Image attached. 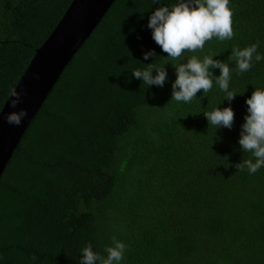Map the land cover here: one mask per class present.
<instances>
[{"label": "trees", "instance_id": "1", "mask_svg": "<svg viewBox=\"0 0 264 264\" xmlns=\"http://www.w3.org/2000/svg\"><path fill=\"white\" fill-rule=\"evenodd\" d=\"M71 1L0 0V109ZM179 2L114 0L64 68L0 177V264H80L88 245L107 258L113 237L120 264H264V167H236L264 60L238 74L228 58L257 42L264 56V0H230L234 38L184 54L227 63L237 93L213 79L191 103L171 100L176 69L147 26ZM149 63L163 87L133 76ZM228 106L233 127L209 126L204 112Z\"/></svg>", "mask_w": 264, "mask_h": 264}, {"label": "clouds", "instance_id": "2", "mask_svg": "<svg viewBox=\"0 0 264 264\" xmlns=\"http://www.w3.org/2000/svg\"><path fill=\"white\" fill-rule=\"evenodd\" d=\"M156 2V0H154ZM230 0H180L171 8L157 7L151 14L148 28L152 29V38L176 69V79L172 84L171 100L191 103L201 90L207 94L213 88V79L219 89L225 93L228 101L235 99L237 93L230 90V68L227 63L205 55L200 59L196 55L189 57L186 62H180L186 52L202 51L206 42L214 37L220 41L234 38L233 10L229 6ZM259 42L250 46L232 49L229 60L235 61L238 74L248 72L253 67V61L264 60L258 54ZM154 51L144 53V60L154 56ZM166 62V64L168 63ZM219 68L221 73L214 76L211 69ZM156 71L157 74L153 75ZM132 74L142 79L143 84L163 87L167 80L166 68L148 64L145 69H133ZM243 94V93H240ZM11 107L16 108L21 102V93L17 89L10 92ZM248 114L241 126L239 144L243 152L251 154L252 158L238 163L236 167L250 174H255L264 167V88L256 87L252 95L247 98ZM209 126L216 129L224 127L231 129L235 122V112L231 106L215 108L204 112ZM27 110L12 111L7 115V122L19 126ZM126 245L113 237V246L107 247V258L93 251L91 245L82 249L80 264H120L124 258Z\"/></svg>", "mask_w": 264, "mask_h": 264}, {"label": "water", "instance_id": "3", "mask_svg": "<svg viewBox=\"0 0 264 264\" xmlns=\"http://www.w3.org/2000/svg\"><path fill=\"white\" fill-rule=\"evenodd\" d=\"M114 0H72L44 42L35 50L13 89L21 93L14 109L7 97L0 109V177L31 120L73 55L92 33ZM27 110L19 126L9 124L12 111Z\"/></svg>", "mask_w": 264, "mask_h": 264}]
</instances>
